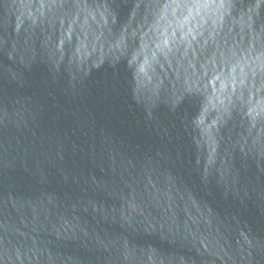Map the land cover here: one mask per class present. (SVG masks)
<instances>
[{
    "label": "water",
    "instance_id": "obj_1",
    "mask_svg": "<svg viewBox=\"0 0 264 264\" xmlns=\"http://www.w3.org/2000/svg\"><path fill=\"white\" fill-rule=\"evenodd\" d=\"M0 264H264V0H0Z\"/></svg>",
    "mask_w": 264,
    "mask_h": 264
}]
</instances>
